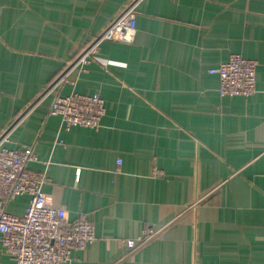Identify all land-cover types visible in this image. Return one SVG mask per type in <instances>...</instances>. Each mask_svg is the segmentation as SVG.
<instances>
[{"label": "crops", "instance_id": "obj_1", "mask_svg": "<svg viewBox=\"0 0 264 264\" xmlns=\"http://www.w3.org/2000/svg\"><path fill=\"white\" fill-rule=\"evenodd\" d=\"M131 4L134 41L105 39L73 67ZM235 52L259 61L250 96L221 95L209 72ZM72 91L101 92L99 128L66 130L51 113ZM7 130L6 145L35 152L27 167L47 174L67 220L95 224L65 264H264V0H0ZM28 202L5 207L23 215ZM0 264H15L1 236Z\"/></svg>", "mask_w": 264, "mask_h": 264}, {"label": "built area", "instance_id": "obj_2", "mask_svg": "<svg viewBox=\"0 0 264 264\" xmlns=\"http://www.w3.org/2000/svg\"><path fill=\"white\" fill-rule=\"evenodd\" d=\"M136 32V4H131L81 51L73 67L85 69L96 58L105 39L133 42ZM258 65L257 59L235 52L227 60L211 66L209 72L219 76L221 95L250 96L257 89ZM70 70L65 71L50 90L57 87ZM106 111V100L100 91L57 94L51 104V113L61 116L62 127L66 130L75 126L99 128ZM10 137V130L0 134V236L3 249L13 256L15 264H65L70 260L73 248H84L96 240L95 224L86 216L73 222L67 220L66 208L52 203L43 189L47 174L27 167L29 161L37 159L35 152L9 147L6 142ZM122 162L118 159L119 165ZM20 194L29 195L26 212L19 215L7 211L6 198ZM156 233L157 230L151 228L129 241L142 244Z\"/></svg>", "mask_w": 264, "mask_h": 264}]
</instances>
